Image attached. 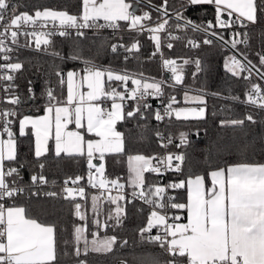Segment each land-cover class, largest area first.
<instances>
[{"label": "snow or ice", "instance_id": "obj_1", "mask_svg": "<svg viewBox=\"0 0 264 264\" xmlns=\"http://www.w3.org/2000/svg\"><path fill=\"white\" fill-rule=\"evenodd\" d=\"M169 0L156 8L161 14V19L153 27H146L144 21H150L148 12L143 15H135L130 11L132 5L126 0H82V11L79 16L69 14L64 10L37 9L34 14L18 11L16 5L10 0H0V81H7L3 86L5 97L3 103L18 105L20 98L15 94L17 87L12 82L15 73L19 72L23 65L19 62H9V52L13 51L5 43L10 40L12 44L18 43V36L29 38L30 47L34 42L37 50L44 46L45 50L50 45V37L53 35L67 36L69 29L76 30L77 36H83L80 31L86 28H112L118 29L119 22L128 23L129 30L136 32L148 31L149 39L153 42L155 56L160 53L162 47L161 33L167 32L170 19L178 21L175 27L179 30L191 29L193 32H204L203 44L210 45L212 36L225 45L235 50L237 55L225 58L224 68L232 76L251 81L254 74H259L264 79V71L257 68L247 54L241 52L239 45L248 44V33L235 31L231 38L226 40L222 32L216 29H229L235 25L246 28L249 24L255 25L258 21V13L264 12V4H258L257 0H182L178 10L170 15L168 10ZM211 5L215 10V22L197 24L184 15L189 7ZM10 11V15H8ZM227 17V19H225ZM103 23H99V21ZM49 24L56 29L53 31L22 32L25 27L35 29L46 28ZM167 48H173L171 41L181 39L171 32L167 33ZM187 47L199 48L200 43L189 38ZM118 47L131 54L139 51V42L134 41L128 45H112L111 51L117 52ZM59 56V53H52ZM259 65L264 67V52L257 53ZM70 60H80L86 67L83 75L80 72L69 70L66 73L55 71L58 84L66 85V97L59 98L52 87L47 86L43 95L46 103L43 115L23 116L19 119V135L24 136L26 129L30 128L35 137L34 156L36 165L43 169L45 165L40 159L49 151L50 140H54L55 155L62 154L67 157H85L88 168L87 183L97 189L99 194L91 196V212L96 219L92 225L97 229L107 228L108 221H114L115 226L122 223L125 213L124 207L119 203L126 200L123 194L124 184L118 180H108L105 176V164L103 161L107 155H119L125 153V134L117 130V124L127 119H134L138 115L143 118V109L150 108L145 101L149 96L160 97L163 95V80L148 82L141 74L140 78L129 76L127 73H116L110 69H99L92 65L80 53L69 55ZM127 59V57H125ZM195 64L196 71L201 70L199 59H184L177 63L175 59L161 56V67L171 73L173 86L181 85L184 80V66ZM247 73V75H244ZM196 73H193L195 76ZM131 82L130 89L128 83ZM117 82L118 91L112 83ZM82 89H87L86 91ZM33 92L32 87L28 89ZM218 95V94H217ZM225 99L238 101V96H228ZM110 101V107L103 105ZM128 101L134 102L132 110H126ZM185 103L204 105L205 100L200 95L184 94ZM246 104L253 105L264 110V87L260 84L249 83L245 92ZM175 97H170L164 108V113L156 111L154 118L162 121L165 116H175L177 120L189 118L203 119L205 107L173 108ZM16 111L8 108L0 109V131L7 135V139H0V264H58L56 224L42 222L29 214V209L23 205H17L15 198L25 192V187L19 185L20 169L11 166V162L17 161V148L13 121L10 117H16ZM245 120L255 123L251 115L245 119H232L221 121L223 127L243 126ZM75 125V130H70L69 125ZM156 137L161 141V147L167 148L173 143V136H164L157 131ZM198 135V133H197ZM179 143L176 147H182L188 143V133H179ZM167 141L164 143L163 141ZM246 148V146H245ZM243 150V149H242ZM99 159V165L93 163ZM185 156L175 153H167L164 156L147 157L141 154L127 156L128 185L133 187V197L141 200L151 209L145 226L139 229L141 239H147L149 243L158 244L167 254L164 264H264V163L250 164L237 163L226 167H217L205 175H189L178 182H170L167 185H149L146 189L145 173L163 175L166 171L180 172ZM155 161V163H153ZM5 162H10L6 167ZM81 176L75 179L68 178L64 181L62 189L63 199L73 204L74 217L83 223H74L72 231L73 255L77 258L93 253H110L117 244L116 236L99 237L97 231L91 233L92 239L86 236L88 231V216L82 210V205L77 201L86 200L87 193L84 187L79 186ZM210 179V186L206 180ZM31 185H45L46 177L40 173L30 176ZM69 183L73 185L69 187ZM112 189L117 190V195L107 194ZM186 189V203L177 202L176 197L169 196L168 190ZM138 190V191H136ZM39 195V193H32ZM48 197H57L56 192H47ZM11 201V203H7ZM104 203L115 205L110 209L106 218L102 221L98 217L103 212ZM186 212V223L180 215H169L168 210ZM171 221V222H169ZM156 229V235L150 234ZM83 243V248L80 245ZM127 242H122L126 244ZM68 244V241H65ZM68 255L67 252L64 253ZM78 264H86L85 260H79ZM121 264H124L122 261ZM146 264H159L158 261L148 258Z\"/></svg>", "mask_w": 264, "mask_h": 264}, {"label": "trees", "instance_id": "obj_2", "mask_svg": "<svg viewBox=\"0 0 264 264\" xmlns=\"http://www.w3.org/2000/svg\"><path fill=\"white\" fill-rule=\"evenodd\" d=\"M128 1L131 4L134 3L133 0ZM147 1L154 5L159 3V0ZM257 2L264 4V0H257ZM10 3L16 5L18 11H26L30 14H34L37 9L47 8L64 10L77 15L82 9V0H10ZM168 10L169 12L175 11V9L169 8ZM142 12H148L151 19L161 17L160 12L148 9L143 5L138 6L137 13L134 12V14L141 15ZM8 15H10V11ZM184 15L197 23L215 22L213 6L189 7ZM176 23V20L170 19L169 27L175 28ZM119 24L120 29L112 32H88L83 36L53 35L50 37L51 43L46 50L44 46H41V50H37L34 42L30 47L25 46L29 43V38L20 35L18 43L14 44L10 54L9 62H19L23 65L22 69L14 74L15 79L12 82L17 86L14 92L21 101L17 107V116L13 119L12 127L16 139L17 161L11 162V166L19 168L21 163L25 165L20 169L21 179L18 181L20 186L25 187V192L15 198V203L28 208L29 214L34 218L42 222L56 224L58 264H72L79 260H85L86 264H120L122 261L125 264H146L148 258L158 261L159 264H164L166 259H169L158 244L141 239L139 229L145 226L150 211L142 207L139 202L133 201L126 205L119 202L125 209L122 223L119 226H115L114 221H108L109 226L104 229H97L92 225V220L97 217H94L91 212V196L98 195L99 192L87 183L88 168L85 157H67L63 154L57 157L53 152H48L40 159V163L45 165L43 169H40L36 165L34 156L32 132L27 130L24 136L17 133L18 120L23 115L39 114L43 111L46 103L43 92L47 86L54 89L57 97H66V85L61 87L58 84L55 71L61 70L66 73L69 70L86 67L80 60L68 59L69 55L74 52L80 53L85 59L90 60L92 65L101 69L127 73L136 78H140L143 74V78L148 82L163 80L165 82L162 86L163 92L170 97L181 100L183 93L190 91L203 95L205 98L206 112L203 119L177 120L175 116H172L157 121L154 118L157 111L156 105L152 103L150 108H142L143 118L138 115L134 119L119 122L117 129L125 134V153L105 157V176L108 180H118L125 185V188L134 190L127 183V156L141 154L151 157L161 153V141L155 135L157 131L163 133L165 137L169 134L173 136V143L165 149L168 153H182L185 160L180 172L167 171L164 176L145 173L146 189L149 185L160 184L162 180L168 184L186 179L189 175L199 174L207 177V173L217 167H226L237 163H264V110L243 102L250 82L262 86L263 83L259 78L253 75L249 82L232 76L223 65L224 58L232 55L229 51L224 50L215 40L212 44L205 45L203 44L205 37L202 34L195 33L191 29H184L185 31L173 33L181 37L179 40L171 41L173 48H167L168 41L165 40L162 45V53L166 58L174 57L178 64L182 63L184 59L193 61L199 59L201 70L197 72L194 63L185 65L183 83L170 87L169 83H173L169 78L171 73L162 69L158 53L155 56L152 55L155 48L149 37L129 30L127 22L121 21ZM216 31L222 32L226 40L230 39L231 34L235 31L247 32L248 44H241L238 47L241 52L247 54L248 59L257 68L264 71V67L259 65L257 55V53L264 52V12L258 13L257 24L253 26L240 28L235 25L229 29H216ZM189 38L200 43V47L195 49L187 47ZM134 41L139 42L138 52L134 51L129 54L124 50V47H118L115 53L111 51V46L114 44L130 46ZM52 53H59V56ZM193 73H196L195 76ZM165 74L168 75L167 78H165ZM30 86L33 89L31 94L28 91ZM131 86L129 81L128 87ZM228 96H238L240 99L238 101L225 99ZM133 107L134 102L128 101L126 110H132ZM247 115H251L255 123L245 120L243 126H221V121L245 119ZM180 132L188 133V143L177 148ZM9 164L10 162H5L6 167ZM34 173L44 175L48 183L40 186L38 184L31 185L30 176ZM77 176L83 177L79 184L84 185L88 197L86 200L77 198L76 201L81 203L82 210L88 216L86 236L91 240L93 231H97L100 238L116 236L117 244L114 245L113 251L110 253L89 252L86 256L81 254L78 258L73 255V224L83 222L74 217L73 204L63 199L62 189L66 179H75ZM34 192L39 195H32ZM47 192H56L60 195L55 198L48 197L44 195ZM168 192L176 197L177 202L185 201V189H169ZM7 203H11V201ZM114 208L115 205L104 203L103 212L98 218L103 221L108 211ZM171 213L180 215L182 218L184 215V212L177 210H171ZM156 234V229H153L150 234L145 235ZM65 241H68V244H65ZM124 241L127 243L122 246ZM80 247L83 248V243ZM65 252L68 255H65Z\"/></svg>", "mask_w": 264, "mask_h": 264}, {"label": "built area", "instance_id": "obj_3", "mask_svg": "<svg viewBox=\"0 0 264 264\" xmlns=\"http://www.w3.org/2000/svg\"><path fill=\"white\" fill-rule=\"evenodd\" d=\"M163 3V0H159V3H157V5H161ZM143 15V14H142ZM161 19V17H157L156 19H151L150 21H144L143 23L146 25V27H153V26H155V24L157 23V22H159V20ZM195 22V21H194ZM99 23H103V21H99ZM195 23H197V22H195ZM197 24H201V23H197ZM257 24V23H256ZM248 26H253L252 24H249ZM247 26V27H248ZM118 29H120V27L118 28ZM118 29H115V30H118ZM0 30H2V28H0ZM33 30H36V31H41V30H43V31H53V32H55L56 31V29L55 28H53L52 27V25L51 24H49L46 28H44V29H41V28H39V27H36L35 29H33L32 27H25V28H23V29H21V31L22 32H31V31H33ZM222 30H225V29H222ZM69 31V33L70 34H75L76 35V30H74V29H69L68 30ZM80 31H82L83 33H88V32H93V33H98V32H106V31H114V29H112V28H101V29H97V28H86V29H81ZM182 31H185V30H177L176 29V27L175 28H170L169 27V25H168V27H167V32H164V33H161L160 35H161V37H162V45H164V42H165V40H166V37H167V33L168 32H171V33H175V32H182ZM140 34H145L146 36H148L149 37V35H150V33L148 32V31H143V32H139ZM5 43L8 45V47H10L11 49H13V47H14V44H12L11 43V41L10 40H6L5 41ZM12 53V51L11 52H9L8 53V55L10 56V54ZM159 54V57H160V61H161V56H163L164 58H166L165 56H164V53H162V47H161V51H160V53H158ZM170 59H174V57H172V58H170ZM0 63H5V61H3L2 59H0ZM168 76V75H167ZM169 78L171 79V75H169ZM8 82L7 81H0V109H4V108H8V109H12V110H14V111H16V113H17V107H18V105H10V104H6V103H3L2 101H3V99H4V97H5V92L3 91V86L5 85V84H7ZM173 83H169V86L170 87H173V85H172ZM169 98H170V96L169 95H165L164 94V92H163V95L162 96H160V97H153V96H149L147 99H146V103L147 104H152V103H154L155 105H156V109H157V111H160L161 112V114H163L164 113V108H165V106L168 104V102H169ZM20 101H21V99H20ZM104 107H110V104L109 103H105L104 105H103ZM15 117H10V119L13 121V119H14ZM166 118H168L167 116H165V118L164 119H166ZM11 127H13V124H12V126ZM0 128H2V125H0ZM1 133H2V131H1ZM4 136H6V134H4V133H2ZM164 143H167L166 141L164 142ZM168 152L166 151V149L165 148H162V150H161V153H159V154H157V155H159V156H164V155H166ZM157 155H155V156H157ZM85 163H86V165H87V162H86V159H85ZM153 163H155V161L153 162ZM167 172V171H166ZM166 172H164L163 173V176L166 174ZM150 174H153V175H155V173H150ZM167 184V182L166 181H164V180H162V181H160V184L159 185H161V186H164V185H166ZM38 186H40L39 184H38ZM69 187H72L73 185H71V184H69L68 185ZM79 186H81V187H84V185H82V184H79ZM23 187V186H22ZM63 187H64V185H63ZM109 189H110V192H106L105 193V195H107V194H111V195H117L118 193H117V190H115V189H112L111 188V185H109ZM133 191L134 190H129V189H127V188H124L123 189V194H124V196L126 197V200H124V201H121V203L123 204V205H126L127 203H129V202H139L140 204H141V206L142 207H144V208H146L148 211H150L151 209L149 208V206L148 205H146V204H144L141 200H139V199H136V198H134L133 197V195H132V193H133ZM136 191H138V190H136ZM168 195L169 196H172L169 192H168ZM168 212H169V215H172V213H171V209L170 210H168ZM169 222H171V221H169ZM167 260V259H166ZM72 264H78V262H74V263H72ZM121 264V263H120ZM125 264V263H124Z\"/></svg>", "mask_w": 264, "mask_h": 264}, {"label": "crops", "instance_id": "obj_4", "mask_svg": "<svg viewBox=\"0 0 264 264\" xmlns=\"http://www.w3.org/2000/svg\"><path fill=\"white\" fill-rule=\"evenodd\" d=\"M126 2L127 3H129V4H131V2H129L128 0H126ZM181 3H182V0H169V3H168V8L169 9H175V10H178L179 8H180V6H181ZM132 5V4H131ZM203 6H210V7H212L211 5H203ZM44 10V9H43ZM81 11H82V9H81ZM130 11H132L131 9H130ZM69 14H71V13H69ZM80 14H81V12H80ZM80 14H77V16H79ZM142 14H143V12H142ZM141 14V15H142ZM72 15H76V14H72ZM135 15H140V14H135ZM85 68V67H84ZM96 68H98V67H96ZM99 69H101V68H99ZM74 70H80V69H74ZM113 72H115V71H113ZM67 73V72H66ZM66 73H65V76H66ZM116 73H118V72H116ZM112 86L113 87H117V82H113L112 83ZM131 87H133V86H131ZM131 87H128L129 89L131 88ZM117 90L118 91H123L124 89L122 88V87H117ZM66 95H67V88H66ZM108 103L110 104L111 102L110 101H108ZM38 115H43V111L41 112V113H39V114H25V115H23V116H32V117H35V116H38ZM22 116V117H23ZM21 117V118H22ZM69 129L70 130H75V125L73 124V125H69ZM27 130H30L31 131V129L30 128H28V129H26V131ZM118 130V129H117ZM119 131V130H118ZM32 132V131H31ZM17 133H19V120H18V124H17ZM33 138H34V148H35V137L33 136ZM0 139H7V135L6 136H4L2 133H1V131H0ZM48 148H49V151L48 152H53L54 154H55V144H54V140H50L49 141V145H48ZM47 152V153H48ZM98 161H100L99 159H95V164H100L101 163V161L98 163ZM207 182V184L210 186V179L208 180V181H206ZM185 192H186V189H185ZM185 203H186V198H185V201H184ZM186 215H187V213L186 212H184V215H183V218H182V220L181 221H179V222H182V223H186Z\"/></svg>", "mask_w": 264, "mask_h": 264}, {"label": "water", "instance_id": "obj_5", "mask_svg": "<svg viewBox=\"0 0 264 264\" xmlns=\"http://www.w3.org/2000/svg\"><path fill=\"white\" fill-rule=\"evenodd\" d=\"M134 1V3L132 4V8H131V10L133 11V12H135V13H137V9H138V6H146V7H148V9H151V10H153V11H157L156 10V8L157 7H159V5H154V4H152V3H150V2H148L147 0H133ZM173 12L172 11H170L169 12V14L171 15ZM227 17H225V19H226ZM175 20V19H174ZM177 23H178V21H176ZM192 31V30H191ZM195 33H200V34H202L204 37H205V33L204 32H195ZM207 38H209V39H212V40H215V41H217L218 43H219V45L224 49V50H226V51H229L232 55H237V57L239 58V59H241L242 60V62H244L243 61V57L242 56H239V54L238 53H236L235 52V50H233L231 47H230V45H225V44H223L221 41H219V40H217V39H215L214 37H212V36H208ZM254 76L255 77H257V78H259L261 81H262V86L264 87V79H261L260 78V76H259V74H254ZM165 78H167V74H165ZM100 161H98V163H99ZM93 163H96L95 162V160L93 161Z\"/></svg>", "mask_w": 264, "mask_h": 264}, {"label": "rangeland", "instance_id": "obj_6", "mask_svg": "<svg viewBox=\"0 0 264 264\" xmlns=\"http://www.w3.org/2000/svg\"><path fill=\"white\" fill-rule=\"evenodd\" d=\"M228 56H230V55H228ZM225 58H226V57H225ZM225 58H224V61H225ZM224 61H223V65H224ZM83 70H84V68H82V69H80V70H73V71L80 72L81 75H83ZM82 90L86 91L87 89H82ZM187 93H188L189 95H198V94H194V93H192V92H190V91H188ZM184 94H185V93H183V96H182L181 100H179V99L176 98V103L173 104V108L204 107V105H196V104H191V103H185V101H184ZM200 96H203V95H200ZM203 98H204V97H203ZM204 99H205V98H204ZM205 112H206V109H205ZM189 119H193V118H189ZM94 160H95V159H94ZM103 163H104V161H103ZM98 165H99V164H98Z\"/></svg>", "mask_w": 264, "mask_h": 264}]
</instances>
